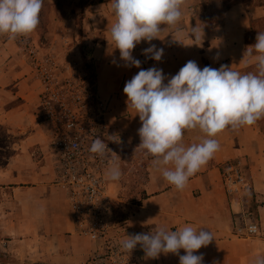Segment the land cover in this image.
Returning <instances> with one entry per match:
<instances>
[{"label":"crops","instance_id":"obj_1","mask_svg":"<svg viewBox=\"0 0 264 264\" xmlns=\"http://www.w3.org/2000/svg\"><path fill=\"white\" fill-rule=\"evenodd\" d=\"M201 3L185 0L176 25H161L158 38L151 42L142 40L135 46L132 55L141 61L140 68L125 66L126 62L120 59L111 37L116 19L99 22L98 33L102 37L93 55L98 96L105 105L113 144L111 165L116 163L121 170L120 153H128L134 160L141 157L145 162L147 178L141 186V198L136 200L141 204L132 203L126 219L132 235L155 232L161 227L172 231L184 226L206 228L215 239L194 253L203 254V264H254L257 257L264 258V241L260 236L264 234V117L251 126L235 130L228 127L214 137L221 145L219 151L189 179L183 190H177L153 164L156 158L139 147L138 129L142 123L123 92L126 82L141 68L162 69L170 79L190 60L201 69L227 65L241 74H258L259 53L248 55V41L253 19L264 20V6L235 5L226 13L223 25L208 28L192 21ZM195 27L199 40L192 33ZM152 44L164 50L160 61L143 54ZM167 82L166 79L164 83ZM40 93L41 83L23 49L14 40L0 38V128H6L18 140L7 167L0 170V257L8 259L0 264H84L94 244L78 234L66 194L55 184L50 129L39 120ZM206 138L209 137L198 128L185 130L182 143L188 147ZM236 159L244 162L252 177V194L234 197L226 193L224 165ZM107 186L118 202L123 187L120 180L108 179ZM253 208L260 217L259 236L238 235L236 225L244 217L250 218L249 210ZM179 254L186 253L181 249ZM142 264L180 261L172 253L150 258L143 251Z\"/></svg>","mask_w":264,"mask_h":264},{"label":"clouds","instance_id":"obj_2","mask_svg":"<svg viewBox=\"0 0 264 264\" xmlns=\"http://www.w3.org/2000/svg\"><path fill=\"white\" fill-rule=\"evenodd\" d=\"M43 3L44 0H0V34L15 39L35 31ZM184 3L185 0H111L116 17L111 37L125 66L140 68L141 61L132 55L135 46L142 40L151 42L158 38L161 25H176L181 20ZM192 33L200 39L197 27L192 28ZM251 48L259 53L258 74H241L227 65L201 69L190 60L170 79L162 69L152 67L141 68L126 82L123 92L127 104L131 102L142 123L138 129L139 147L156 158L153 164L177 190H183L189 179L219 151L221 145L214 137L228 127L235 130L251 126L264 117V33H257ZM143 54L160 61L164 50L152 44ZM197 128L209 138L185 147L182 143L185 130ZM90 151L103 156L111 150L104 140L96 137ZM121 175L119 165L113 163L107 178L116 182ZM205 229L184 226L172 231L161 227L155 232L127 236L121 247L131 252L139 244L150 258L172 253L179 256L180 264H203V254L194 253L215 239ZM181 249L185 255L179 254ZM254 264H264V258L257 257Z\"/></svg>","mask_w":264,"mask_h":264},{"label":"built area","instance_id":"obj_3","mask_svg":"<svg viewBox=\"0 0 264 264\" xmlns=\"http://www.w3.org/2000/svg\"><path fill=\"white\" fill-rule=\"evenodd\" d=\"M85 67L72 71L71 77L65 73L55 75L47 69L39 73L44 86L40 110L50 129L55 184L66 194L78 234L94 244L84 264H142L143 249L139 244L131 252L121 247L132 233L128 222L116 216L115 201L107 186L112 163L110 132L96 79L89 78ZM96 137L104 140L111 151L103 156L92 153L90 148ZM222 176L229 196L255 191L242 160L228 161ZM260 232V223L248 216L236 225V233L243 237Z\"/></svg>","mask_w":264,"mask_h":264},{"label":"rangeland","instance_id":"obj_4","mask_svg":"<svg viewBox=\"0 0 264 264\" xmlns=\"http://www.w3.org/2000/svg\"><path fill=\"white\" fill-rule=\"evenodd\" d=\"M98 1L44 0L40 13V23L35 31L28 35L17 36L15 39L6 34H0L1 39L14 40L23 49L26 61L41 83L40 97L44 88L42 79L39 78L41 69L45 71L47 69L55 75L65 73L66 76L71 77L72 71L75 72L78 68L86 66L85 71L89 78L96 79L93 52L94 48L98 47L99 37H102L98 33V31L101 32L99 22L109 23V21L116 19L111 2L97 4ZM201 1L202 6L197 7L194 12L197 14V21L209 25L210 22L223 18L224 14L220 12L223 7L222 0ZM236 2L237 5L250 7L264 6V0H236ZM204 17H207L205 21ZM252 23L253 31L249 34L248 41L250 46L256 43L258 32L264 33V20L253 19ZM251 53H256L254 48H251ZM91 83L94 84V80ZM39 120L44 122L41 115ZM16 139L15 135L6 128H0V170L7 167L12 155H14L18 141ZM120 158L121 161H119L122 163L120 182L123 187L119 194V200L114 203V207L118 219L127 221L130 216L128 208L132 206V203L141 204L136 200L142 195L141 186L147 178L144 171L146 166L141 157L135 161L128 153H120ZM246 172L252 180L248 170ZM249 215L253 221H260L257 209L249 210ZM260 236L264 241V234ZM1 260L8 259L0 257Z\"/></svg>","mask_w":264,"mask_h":264},{"label":"trees","instance_id":"obj_5","mask_svg":"<svg viewBox=\"0 0 264 264\" xmlns=\"http://www.w3.org/2000/svg\"><path fill=\"white\" fill-rule=\"evenodd\" d=\"M111 0H99L98 2H96L97 4H101V3H105V2H110ZM223 2V7L221 8L220 12H222L223 18L221 20H217L215 22H210L209 25H207L208 28H214V27H218L224 24L225 22V18H226V13L229 11V9H231L233 6L237 5L236 0L234 1H229V0H222ZM202 6V4H200V7ZM199 8V6H198ZM197 14H193L192 15V21L194 22V24L196 25H203L204 23H201L199 21H197ZM216 19V18H215Z\"/></svg>","mask_w":264,"mask_h":264}]
</instances>
